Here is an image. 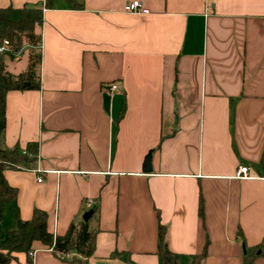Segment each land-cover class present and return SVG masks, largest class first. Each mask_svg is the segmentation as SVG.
Returning a JSON list of instances; mask_svg holds the SVG:
<instances>
[{
  "label": "crops",
  "instance_id": "obj_1",
  "mask_svg": "<svg viewBox=\"0 0 264 264\" xmlns=\"http://www.w3.org/2000/svg\"><path fill=\"white\" fill-rule=\"evenodd\" d=\"M63 1L0 0L42 8L40 43L3 58L16 76L39 48V88L5 97L0 149L37 150L3 170L0 230L40 210L60 236L96 206L85 264H162L159 224L177 264H264V0ZM30 250L7 264H79Z\"/></svg>",
  "mask_w": 264,
  "mask_h": 264
},
{
  "label": "trees",
  "instance_id": "obj_2",
  "mask_svg": "<svg viewBox=\"0 0 264 264\" xmlns=\"http://www.w3.org/2000/svg\"><path fill=\"white\" fill-rule=\"evenodd\" d=\"M52 0H46V6H49ZM42 23V8L39 6H22L14 8L12 6L0 8V44L7 40L10 44L9 54H14L22 49L23 39L26 44L35 46L40 43V34H36V26L40 27ZM11 55V56H12ZM4 55L0 54V135L5 128V97L10 90H34L39 88V76L36 71V65L40 63V53L33 56L29 55L28 67L24 72L14 76L6 71L4 64ZM26 149L30 152H36L37 144L28 143ZM34 161L32 157L23 154L21 149L14 147L12 149H0V218L2 206L6 201L15 197L16 191L7 184L3 170L14 168L11 165L30 166ZM202 201L199 200L198 214L202 218ZM96 210L92 208V214ZM88 221L80 220L77 223L72 222L63 235L53 236L46 228V213L40 210H34L29 220L16 218V228L12 231H6L0 235V264H7L11 252H28L34 241H40L42 244L52 247L54 253L72 252L74 257L72 261L79 264H85L82 258L88 257L93 252L94 230L88 226ZM158 256L162 264H177V254L173 253L165 241V228L158 226ZM205 245L203 251L193 256L191 264H202L206 256ZM61 257V256H60Z\"/></svg>",
  "mask_w": 264,
  "mask_h": 264
},
{
  "label": "built area",
  "instance_id": "obj_3",
  "mask_svg": "<svg viewBox=\"0 0 264 264\" xmlns=\"http://www.w3.org/2000/svg\"><path fill=\"white\" fill-rule=\"evenodd\" d=\"M123 12L127 13V14H148V10L143 6L142 2L140 0H132L127 2L126 4H124L123 8H122ZM10 52V44L7 40H3L2 43L0 44V54H8ZM118 87L116 84H111L107 87V89L112 92L114 90H116ZM23 154H26L27 156H34L35 154L30 151H28L27 149H23L21 150ZM12 167H14L15 169H22L23 167L20 165H11ZM36 173L40 172L39 170H34ZM236 177L240 178V179H248L250 177L249 173H248V167L246 166H240L237 169L236 172ZM36 182H41V174L39 176L36 177ZM50 250H53L52 247H50ZM59 256H61L62 258H68L71 259V254L70 252L67 253H58ZM28 257L30 258L31 261H33L34 259V255H35V251L34 250H29L27 252Z\"/></svg>",
  "mask_w": 264,
  "mask_h": 264
},
{
  "label": "rangeland",
  "instance_id": "obj_4",
  "mask_svg": "<svg viewBox=\"0 0 264 264\" xmlns=\"http://www.w3.org/2000/svg\"><path fill=\"white\" fill-rule=\"evenodd\" d=\"M63 2H66V3H72V0H64ZM38 34V33H36ZM23 45H27L23 39ZM22 45V46H23ZM26 47V46H25ZM39 53V48L38 46L34 49V51L32 52L33 56L35 57V55H37ZM6 56L8 57V54H5L4 58H6ZM37 67L38 65H36V71H37ZM12 221L10 219V216L8 215L5 220H4V223H3V230H0L1 233H5L7 230H10V229H13L11 228L12 226Z\"/></svg>",
  "mask_w": 264,
  "mask_h": 264
},
{
  "label": "water",
  "instance_id": "obj_5",
  "mask_svg": "<svg viewBox=\"0 0 264 264\" xmlns=\"http://www.w3.org/2000/svg\"><path fill=\"white\" fill-rule=\"evenodd\" d=\"M142 170L144 172H147V171L149 172V170H150L149 157L148 156L145 159V163H144ZM91 216H92V210H88L82 215V220L87 221Z\"/></svg>",
  "mask_w": 264,
  "mask_h": 264
}]
</instances>
